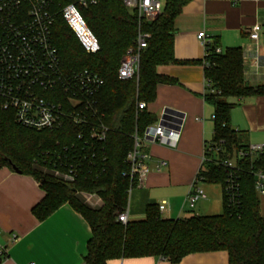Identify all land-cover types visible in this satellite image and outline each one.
Wrapping results in <instances>:
<instances>
[{
    "label": "trees",
    "instance_id": "1",
    "mask_svg": "<svg viewBox=\"0 0 264 264\" xmlns=\"http://www.w3.org/2000/svg\"><path fill=\"white\" fill-rule=\"evenodd\" d=\"M191 1L166 0L157 20L141 23V30L151 34V39L141 54L138 76L127 81L119 79L118 70L138 35L136 14L128 11L120 0L79 7L101 47L93 55L84 51L61 15L56 14L53 40L63 69L69 72L88 69L104 81L97 100L109 132L105 142L95 144V164L85 165L75 182L66 183L54 177L48 161L54 152L65 155L63 148L76 141L80 128L67 125L58 131H35L17 124L13 113L0 110V169L15 167L20 174L37 180L46 193L45 199L33 209L39 221L65 204L87 221L92 233L83 264L142 257L178 263L187 255L213 251H227L229 264H264V216L254 179L247 173L242 175V213L239 218L231 216L224 196L226 173L213 161L204 163L200 176L204 183L222 186L223 214L164 220L158 207L148 206L144 221L125 225L118 219L128 206L130 180L124 174L129 171L126 160L134 147L133 136L136 132L141 136L156 122L147 108L138 110L137 103L154 102L160 84H177L176 80L159 75L157 67L178 63L174 56L175 22ZM53 2L56 12L58 5L77 4L78 0ZM214 45L218 47L216 41ZM207 61L210 66L205 69V79L210 87L206 88L205 101L214 108L212 142L225 140L226 156L232 158L248 145L239 142V133L231 126L230 114L235 104L230 99L264 96V85H247L242 49H230L224 54H215L212 49ZM80 193L97 195L102 206L92 208L80 199Z\"/></svg>",
    "mask_w": 264,
    "mask_h": 264
},
{
    "label": "crops",
    "instance_id": "2",
    "mask_svg": "<svg viewBox=\"0 0 264 264\" xmlns=\"http://www.w3.org/2000/svg\"><path fill=\"white\" fill-rule=\"evenodd\" d=\"M255 25L262 28L260 44L264 55V0H192L182 9L175 22L174 56L178 63L157 67L159 75L177 84L158 85L155 101L147 105V112L156 117L153 125L160 123L165 109L184 116L180 140L174 148L143 144L142 152L151 156L150 173L145 186L129 195L128 222L144 221L148 206L163 205L159 212L164 220L223 214L220 185L221 191L216 193L211 186L214 184L201 183L207 199L193 208L185 202L203 168L205 147L214 138V108L205 101L204 49L197 35L205 31L218 43L222 54L230 49L251 51L253 44L248 36ZM251 71L245 75L247 85H264V71L259 75ZM230 103L235 104L230 123L239 133V142L264 144V96L233 98ZM159 162L166 166L158 171ZM45 197L32 176L0 169V264H83L92 233L89 224L68 204L39 221L33 209ZM93 203L95 206L88 205L102 206L96 199ZM108 264H229V255L227 251H213L187 255L178 263L142 257L114 259Z\"/></svg>",
    "mask_w": 264,
    "mask_h": 264
},
{
    "label": "built area",
    "instance_id": "3",
    "mask_svg": "<svg viewBox=\"0 0 264 264\" xmlns=\"http://www.w3.org/2000/svg\"><path fill=\"white\" fill-rule=\"evenodd\" d=\"M101 1L78 0L77 4L58 5L55 12L53 0H0V110L13 113L17 124L35 131H58L67 125L80 128L76 141L63 148L65 155L54 152L48 161L52 165L49 172L66 183L75 182L85 165L95 164V144L105 142L109 128L102 121L97 100L104 81L88 69L70 72L63 69L53 40L55 16L57 13L61 15L87 54H97L101 49L99 41L79 7L97 6ZM120 1L139 20L135 43L124 54L118 70L119 79L127 81L138 76L141 54L151 39V34L141 30V23L157 20L163 12V5L160 0ZM261 30L260 25L249 30L248 37L253 48L243 51L244 76L247 68L255 75L264 71ZM197 38L204 49L203 65L205 69L209 68L207 59L212 49L215 54H222V51L215 47V41L205 31L199 32ZM208 87L210 83L206 81ZM137 108L145 110L147 105L139 102ZM181 128L179 123L166 121L165 124L147 127L141 136L135 133L134 147L126 160L129 171L124 174L130 180L129 195L134 189L145 186L150 173L148 163L151 156L142 152L143 144L174 148L179 143ZM225 144V140L209 143L205 147L203 164L213 161L224 170L225 204L230 215L239 218L242 213L241 181L244 173L253 177L258 198H264V144H249L232 158L226 156ZM162 166H166V163L159 162L157 170ZM244 166L248 167L247 171ZM201 183L204 182L199 172L185 199L190 208L207 199ZM80 195L86 199V204L95 206L93 199L102 204L97 195ZM159 209L163 210L164 206H159ZM118 219L126 225L127 212L119 215Z\"/></svg>",
    "mask_w": 264,
    "mask_h": 264
},
{
    "label": "water",
    "instance_id": "4",
    "mask_svg": "<svg viewBox=\"0 0 264 264\" xmlns=\"http://www.w3.org/2000/svg\"><path fill=\"white\" fill-rule=\"evenodd\" d=\"M183 118L184 116L172 109H165L164 113L161 117L160 124H165L166 121H173L176 123H179L180 126L183 124ZM13 170L20 174V172L14 167Z\"/></svg>",
    "mask_w": 264,
    "mask_h": 264
},
{
    "label": "rangeland",
    "instance_id": "5",
    "mask_svg": "<svg viewBox=\"0 0 264 264\" xmlns=\"http://www.w3.org/2000/svg\"><path fill=\"white\" fill-rule=\"evenodd\" d=\"M160 2L162 3V5H164L165 0H160ZM211 186H212V189L215 190L214 192L219 193L221 191V188H220L219 185L218 186L217 185H215V186L211 185ZM79 197L84 203H86V199L85 198H83L81 195ZM259 201H260V211H261V214L264 216V198H259Z\"/></svg>",
    "mask_w": 264,
    "mask_h": 264
}]
</instances>
